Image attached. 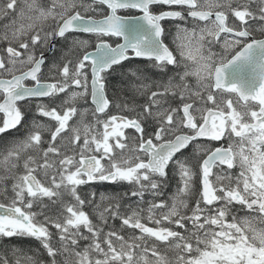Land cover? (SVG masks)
Returning <instances> with one entry per match:
<instances>
[{"label":"snow or ice","instance_id":"snow-or-ice-1","mask_svg":"<svg viewBox=\"0 0 264 264\" xmlns=\"http://www.w3.org/2000/svg\"><path fill=\"white\" fill-rule=\"evenodd\" d=\"M0 21V137L18 133L0 143V237L48 257L15 264H264V0H3ZM133 58L174 70L153 82L129 67L142 105L108 94ZM97 182L133 186L137 207L82 192Z\"/></svg>","mask_w":264,"mask_h":264},{"label":"flooded vegetation","instance_id":"flooded-vegetation-1","mask_svg":"<svg viewBox=\"0 0 264 264\" xmlns=\"http://www.w3.org/2000/svg\"><path fill=\"white\" fill-rule=\"evenodd\" d=\"M3 0H0V3H2ZM21 6L22 3H21ZM133 14H138V13H133ZM7 21H0V32H3V28H2V24L6 23ZM164 23V27H165V35L163 37L164 43L167 44L173 51H175L176 49V44L179 43L176 39L177 37V28L175 26L174 22H170V21H165ZM256 26H259L258 24ZM255 36V32L253 33ZM73 37L75 38H81V39H90L91 40V45L89 47V51H92L94 46H95V38H90L88 36H86L83 33H73V34H69V39H72ZM256 37V36H255ZM256 38H264V35L258 36ZM122 42V40L120 41ZM52 45L54 47H51L50 50L45 52V56L47 58L48 63H51V61L54 58H58L59 56H61L67 49H66V42L63 40H54L52 41ZM4 45L2 43H0V48H2ZM214 51L220 53L223 50L217 45L214 47L213 49ZM129 67L135 69V68H139L141 69L145 75L149 78L150 81L153 82H161V81H166L168 76H171L174 74V70L171 69V66H169V69L166 70V72H161L159 69L154 68L151 64V62H149L146 59L143 58H133L130 62H124V65L122 68L117 67V70L115 73H113L109 79H114V83L118 84V82H121L123 80H126L130 85L131 83L128 81L127 77L124 75V73L127 72V70L129 69ZM44 74L45 76L48 75V69L47 67H45L44 69ZM120 80V81H119ZM126 81L122 82V84H124ZM126 82V83H127ZM136 83H139L138 81H135ZM30 83V82H29ZM127 83V84H128ZM194 83V81H193ZM131 91H134L131 87L130 89ZM136 99H134V101L140 102V103H145L146 101V96H141L139 94H136ZM44 102L47 103L48 102V98H44ZM35 101H33L32 107L29 110L27 107L25 108V111L27 113V117H28V121L30 122L31 119L34 117L35 115ZM113 113L117 112V109H115L113 107L112 109ZM125 115H133L134 113H128L125 112ZM0 116H2V114H0ZM37 119H43L40 117H36ZM129 132L133 131V130H128ZM152 131V124L149 123L148 125H146V132L150 133ZM18 135V133L16 132H12L9 133L8 135L3 136L4 140H11L13 136ZM3 137H0L3 138ZM225 142V146H226ZM214 171H216L214 169ZM174 179V181L178 182V176H176L173 172L172 169H169V175H168V181ZM167 186H173V184L171 182H168L166 184V186L164 187L165 189H168ZM133 186L128 185L126 183H109V182H97L94 183L90 186H85L82 188V192H92L94 191L96 193L95 195V200L100 203V195L101 193L108 195V196H121L122 193H127V192H131ZM133 198V197H130ZM67 199V198H66ZM150 200L152 198H149ZM146 201V200H145ZM107 201L103 202V204L106 206L107 205ZM121 203L125 204V205H132L131 203H134L133 201L129 200V197H125L124 199H121Z\"/></svg>","mask_w":264,"mask_h":264},{"label":"trees","instance_id":"trees-1","mask_svg":"<svg viewBox=\"0 0 264 264\" xmlns=\"http://www.w3.org/2000/svg\"><path fill=\"white\" fill-rule=\"evenodd\" d=\"M262 34L259 31H255V36H261ZM110 80V87L108 90V94L109 96H113L114 94H120L121 96H126L128 98V103L132 104L135 103L137 105H142V103L134 101V99H136V93L135 91H131V85L126 81L123 80L121 82H118V84L114 83V79H109ZM120 81V80H119ZM126 81L124 84H122V82ZM4 141V137L0 139V143H2ZM191 152V148H189L186 152H185V156H187L189 153ZM236 173L237 169L234 170ZM0 174H2V170H0ZM171 182L173 184V186H167L168 189H163L164 191V196L162 197L163 199H167L172 193H174L178 187V182L174 181V179L168 181ZM167 182V183H168ZM10 181H9V192L8 195L9 197H11V192H10ZM129 193V192H127ZM122 197V199L125 198L124 193H122V195L120 196ZM152 198V196L150 194H145L144 197V207L147 206V201H149ZM130 201H133L134 203H131L132 205H130L131 207H137L138 205V201H139V197H133V198H129ZM0 202H7L4 199V196L2 194H0ZM123 204V203H122ZM125 205V204H124ZM129 206V205H126ZM87 211L90 212V214L92 215L93 220L95 221L96 217H95V212L94 210L89 207L86 209ZM102 210V209H101ZM122 211H125L127 209L122 208ZM147 224V220L144 221ZM110 224L113 223V221H109ZM115 226L117 228L120 227V222L119 220H116L115 222ZM55 243V240L53 241ZM13 248H17L20 251L15 252V254L13 253L12 249ZM33 256L35 259L39 260V261H44L46 262L48 260V257L46 255V252H44V250L40 247L39 242L36 241L33 238H28V237H11V238H7V237H0V257H5L10 261V264H15V259L17 257L21 258V260H23L24 256ZM62 259V258H59Z\"/></svg>","mask_w":264,"mask_h":264},{"label":"rangeland","instance_id":"rangeland-1","mask_svg":"<svg viewBox=\"0 0 264 264\" xmlns=\"http://www.w3.org/2000/svg\"><path fill=\"white\" fill-rule=\"evenodd\" d=\"M177 41L180 42V39L178 38V36L176 37ZM237 172H239V169L237 168Z\"/></svg>","mask_w":264,"mask_h":264}]
</instances>
